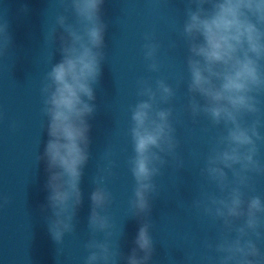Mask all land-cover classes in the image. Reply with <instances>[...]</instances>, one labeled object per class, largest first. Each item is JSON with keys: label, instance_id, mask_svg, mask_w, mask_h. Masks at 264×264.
Here are the masks:
<instances>
[{"label": "clouds", "instance_id": "clouds-1", "mask_svg": "<svg viewBox=\"0 0 264 264\" xmlns=\"http://www.w3.org/2000/svg\"><path fill=\"white\" fill-rule=\"evenodd\" d=\"M103 3L59 0L63 12L44 35L49 70L40 85V114L47 140L36 163H45L48 195L41 212L50 213L45 215L47 230L58 246L65 235L75 232L83 201L80 184L90 158L89 120L97 111L95 88L107 58ZM184 16L180 35L187 47V110L193 118L203 116L213 128L222 129L200 171L219 194L205 191L193 201L194 208L220 225L215 242H204L216 255L205 260L207 264H264V253L258 247L264 241V199L249 195L255 191L253 176H264V163L258 159L259 146L264 144L259 99L264 96V0H187ZM144 40L148 70L159 72L160 45L150 33ZM11 43L4 22L0 24V57L9 54ZM57 44L61 59L53 63L50 49ZM137 89L141 99L129 108L127 130L132 147L127 165L134 180L129 209L140 221L134 247L124 257L117 241L113 242L115 226L108 215L112 196L104 186L114 166L109 159L107 168L93 179L87 224L91 238L84 245L88 255L83 264H119L120 260L151 264L155 251L151 201L159 195L155 180L169 163L166 157L176 162L177 170L183 168L176 156L173 109L160 107L171 102L174 89L164 79L156 80L155 87L148 80H138ZM0 200L2 205L11 202L6 196ZM100 235L102 239H97Z\"/></svg>", "mask_w": 264, "mask_h": 264}, {"label": "water", "instance_id": "water-1", "mask_svg": "<svg viewBox=\"0 0 264 264\" xmlns=\"http://www.w3.org/2000/svg\"><path fill=\"white\" fill-rule=\"evenodd\" d=\"M156 2L164 80L175 91V96L165 108L173 109L172 123L178 141L176 156L177 160L183 161V168L177 170L176 162L167 157L169 264H207L205 257H214L216 253L208 250L204 242H215L220 225L203 216L193 207V201L205 191L219 194L215 186L208 184L200 175V171L214 137L222 129L213 128L203 116L193 118L187 110V47L180 35L187 0ZM259 99L264 112V96ZM260 132L264 135V128ZM259 152L258 159L264 163V144L259 146ZM251 183L255 191L249 195H259L264 199V176H253ZM258 247L264 253V241H259Z\"/></svg>", "mask_w": 264, "mask_h": 264}]
</instances>
